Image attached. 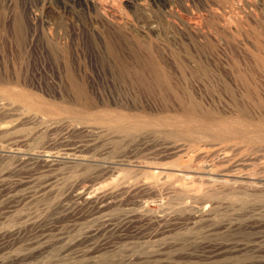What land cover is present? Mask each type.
Listing matches in <instances>:
<instances>
[{"label":"rangeland","instance_id":"1","mask_svg":"<svg viewBox=\"0 0 264 264\" xmlns=\"http://www.w3.org/2000/svg\"><path fill=\"white\" fill-rule=\"evenodd\" d=\"M0 264H264V0H0Z\"/></svg>","mask_w":264,"mask_h":264},{"label":"bare ground","instance_id":"2","mask_svg":"<svg viewBox=\"0 0 264 264\" xmlns=\"http://www.w3.org/2000/svg\"><path fill=\"white\" fill-rule=\"evenodd\" d=\"M138 64H139V66H141V67H142V65H144L143 62H139ZM144 72H145V71H143V68H140V67L136 70V74H138L140 77H144V76L146 77V75H145L146 73L144 74ZM154 74H155V76H156V73H154ZM158 74H159V73H157V77H155V78H157V80H158ZM158 82H159V81H158ZM114 118H115V117H114ZM48 153H49V152H48ZM45 154H46V152H45ZM50 154H52V153L50 152ZM50 154H47V155L49 156ZM54 155H55V154H54ZM55 156H56V155H55ZM69 156H70V154H66V156H64V157L66 158V157H69ZM70 158H71V157H70ZM79 158H81V157H79ZM82 158H83V157H82ZM83 159H84V158H83ZM106 202H107V201H106ZM103 204H104V201H103ZM99 205H101V204H99ZM99 205H98V208H99ZM96 207H97V205H96ZM98 208H97V209H98ZM101 209H102V208H101ZM127 221H128V220H127ZM123 226H124V225H123Z\"/></svg>","mask_w":264,"mask_h":264}]
</instances>
